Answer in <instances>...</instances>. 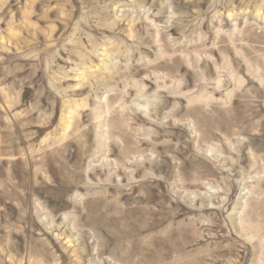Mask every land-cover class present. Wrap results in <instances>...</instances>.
I'll return each mask as SVG.
<instances>
[{"label":"rangeland","instance_id":"obj_1","mask_svg":"<svg viewBox=\"0 0 264 264\" xmlns=\"http://www.w3.org/2000/svg\"><path fill=\"white\" fill-rule=\"evenodd\" d=\"M0 264H264V0H0Z\"/></svg>","mask_w":264,"mask_h":264}]
</instances>
